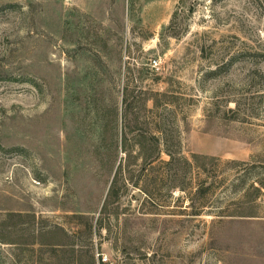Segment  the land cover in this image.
<instances>
[{"label":"rangeland","instance_id":"374dc122","mask_svg":"<svg viewBox=\"0 0 264 264\" xmlns=\"http://www.w3.org/2000/svg\"><path fill=\"white\" fill-rule=\"evenodd\" d=\"M100 254L264 264V0H0V264Z\"/></svg>","mask_w":264,"mask_h":264},{"label":"trees","instance_id":"16d2710c","mask_svg":"<svg viewBox=\"0 0 264 264\" xmlns=\"http://www.w3.org/2000/svg\"><path fill=\"white\" fill-rule=\"evenodd\" d=\"M128 100H125V103L127 102ZM124 141L126 142L127 139L126 137L124 138ZM164 153L169 157V160L168 162L166 163L167 166L171 165L174 161H175V158L173 157L172 153L170 150L166 149L164 150ZM155 155H148L147 156V160L149 161V164H154V161H156V158L154 157ZM197 168H201L200 166H198V162L199 160L201 159L200 157L198 156H192ZM202 186H200V188L198 189V193L199 194H204L208 188H206L204 191L201 189ZM116 196V190H115V187H114V184L112 185V187L110 188V191H109V194H108V197L112 198V197H115Z\"/></svg>","mask_w":264,"mask_h":264},{"label":"built area","instance_id":"2783aa9c","mask_svg":"<svg viewBox=\"0 0 264 264\" xmlns=\"http://www.w3.org/2000/svg\"><path fill=\"white\" fill-rule=\"evenodd\" d=\"M157 65L158 64L154 62L153 67H157ZM97 258H100L99 260L101 261L102 264H111L109 258L106 255L100 254L97 256Z\"/></svg>","mask_w":264,"mask_h":264}]
</instances>
